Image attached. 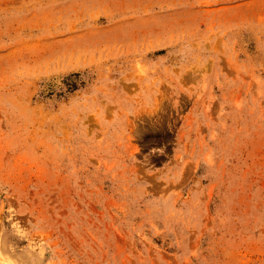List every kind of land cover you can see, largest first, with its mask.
Listing matches in <instances>:
<instances>
[{
  "label": "rangeland",
  "instance_id": "374dc122",
  "mask_svg": "<svg viewBox=\"0 0 264 264\" xmlns=\"http://www.w3.org/2000/svg\"><path fill=\"white\" fill-rule=\"evenodd\" d=\"M0 264H264V0H0Z\"/></svg>",
  "mask_w": 264,
  "mask_h": 264
}]
</instances>
